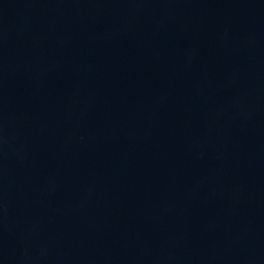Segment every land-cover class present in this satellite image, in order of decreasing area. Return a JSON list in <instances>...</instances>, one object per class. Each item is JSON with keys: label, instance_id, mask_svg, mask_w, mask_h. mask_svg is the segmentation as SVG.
I'll return each instance as SVG.
<instances>
[{"label": "water", "instance_id": "95a60500", "mask_svg": "<svg viewBox=\"0 0 264 264\" xmlns=\"http://www.w3.org/2000/svg\"><path fill=\"white\" fill-rule=\"evenodd\" d=\"M0 264H264V0H0Z\"/></svg>", "mask_w": 264, "mask_h": 264}]
</instances>
